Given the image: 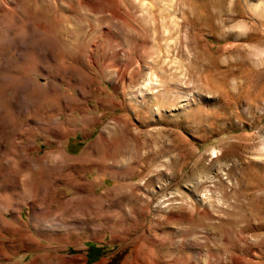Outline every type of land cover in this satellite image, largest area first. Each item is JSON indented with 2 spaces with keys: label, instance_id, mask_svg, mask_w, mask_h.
Listing matches in <instances>:
<instances>
[{
  "label": "rangeland",
  "instance_id": "rangeland-1",
  "mask_svg": "<svg viewBox=\"0 0 264 264\" xmlns=\"http://www.w3.org/2000/svg\"><path fill=\"white\" fill-rule=\"evenodd\" d=\"M0 264H264V0H0Z\"/></svg>",
  "mask_w": 264,
  "mask_h": 264
},
{
  "label": "bare ground",
  "instance_id": "bare-ground-1",
  "mask_svg": "<svg viewBox=\"0 0 264 264\" xmlns=\"http://www.w3.org/2000/svg\"><path fill=\"white\" fill-rule=\"evenodd\" d=\"M20 8H21L22 12H24V13H28V12L33 11V8L30 7V5H27L26 3H24L23 1L20 3ZM36 10L38 13L41 12V9H36ZM143 38L145 39V37H143ZM134 43L137 44L136 41H134ZM152 48H153V46H148V48L147 47L145 48L147 50L143 51V52H146V54H145L146 56L144 55V58L147 57V60L150 61V66H147V68L151 71L149 73H146L147 75L144 77V79L142 81L140 80L142 83L139 84L140 87L138 88L139 94L142 93L143 90H145L144 92H147L149 94V96H147V97L145 96V98L142 99L143 102L141 105L136 106L134 103L133 104L131 102H130V104L128 103L130 105L129 107L131 109H133L134 114H136V115L139 114L138 110H141V109L145 110L146 114L152 115V114H154V111L157 112V110L159 111V110L164 109L166 107L174 108V106L177 105L176 101H178V97L174 96L173 94H170V93L172 91H174V89H176V88L180 89L181 88L180 85H182L181 76H179V75L176 76L173 74L170 75V74L164 73V70H166L167 68L165 65L160 63L161 61L159 60V58H157V56L153 55L154 51ZM142 61H143V59H142ZM162 62H163V59H162ZM155 65L159 66L158 70H157L158 66L156 67ZM159 70H160V72H159ZM157 73L162 74L160 79H157L159 74H158L157 78H155ZM163 75H166V76H163ZM156 80H160V81H156ZM150 93H151V95H150ZM152 107H153V110H152ZM176 107L180 108L181 105L178 104ZM127 109L128 108H126L125 111ZM151 110L153 111V113L151 112ZM141 113H143V112H141ZM198 114L199 113L196 110L192 111V109H191V113H190L189 117H191V119H192V117H193V119H195L194 117H197ZM116 121H117V123H119V124H117L119 126L125 124V122L121 119V117L117 118ZM121 123H123V124H121ZM103 129L105 130V132L108 135V138H104V139H107V142H109L110 145L112 146V149H111L112 154L110 155V159L120 160V157L122 156L123 152L125 150L129 149V146H130V144L128 143L129 140L127 138H124L125 135L123 137L120 136L119 131L117 129L115 130V127H109L108 125H105L103 127ZM139 148L142 149L141 146ZM137 155H138L137 153H129L128 158L131 157V159H133L134 157H137ZM139 155L142 156L141 154H139ZM139 155H138V157H139ZM146 156H148V155H146ZM16 220H18V218H16Z\"/></svg>",
  "mask_w": 264,
  "mask_h": 264
},
{
  "label": "trees",
  "instance_id": "trees-1",
  "mask_svg": "<svg viewBox=\"0 0 264 264\" xmlns=\"http://www.w3.org/2000/svg\"><path fill=\"white\" fill-rule=\"evenodd\" d=\"M98 250H99V247H98V246H95V245H89V246H88V249H87V255L89 256L90 253L98 252Z\"/></svg>",
  "mask_w": 264,
  "mask_h": 264
}]
</instances>
